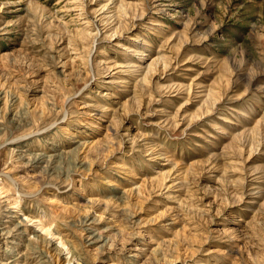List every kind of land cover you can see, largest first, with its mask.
<instances>
[{
  "label": "rangeland",
  "instance_id": "374dc122",
  "mask_svg": "<svg viewBox=\"0 0 264 264\" xmlns=\"http://www.w3.org/2000/svg\"><path fill=\"white\" fill-rule=\"evenodd\" d=\"M0 264H264V0H0Z\"/></svg>",
  "mask_w": 264,
  "mask_h": 264
},
{
  "label": "bare ground",
  "instance_id": "6f19581e",
  "mask_svg": "<svg viewBox=\"0 0 264 264\" xmlns=\"http://www.w3.org/2000/svg\"><path fill=\"white\" fill-rule=\"evenodd\" d=\"M44 155V154H43ZM36 156V155H35ZM42 156V155H41ZM38 159H40V158H38ZM8 228V227H7ZM15 261V260H14Z\"/></svg>",
  "mask_w": 264,
  "mask_h": 264
}]
</instances>
